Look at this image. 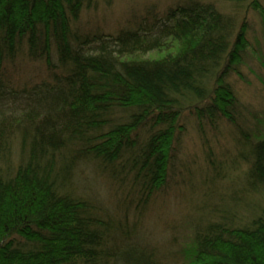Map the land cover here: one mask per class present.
<instances>
[{
    "label": "trees",
    "instance_id": "1",
    "mask_svg": "<svg viewBox=\"0 0 264 264\" xmlns=\"http://www.w3.org/2000/svg\"><path fill=\"white\" fill-rule=\"evenodd\" d=\"M99 1L0 0V264H264V113L244 130L225 80L246 20L186 0L152 27L74 28ZM250 6L264 21L262 3ZM169 43L158 58L137 56ZM18 60L42 62L49 78L21 86L6 72ZM192 110L241 134L250 207L215 211L184 244H150L137 208L167 184Z\"/></svg>",
    "mask_w": 264,
    "mask_h": 264
},
{
    "label": "rangeland",
    "instance_id": "2",
    "mask_svg": "<svg viewBox=\"0 0 264 264\" xmlns=\"http://www.w3.org/2000/svg\"><path fill=\"white\" fill-rule=\"evenodd\" d=\"M214 4L222 12L236 16L239 23L246 20L247 46L242 50V60L227 75L225 80L236 94L239 124L248 131L253 128L254 114L264 113V21L258 10L250 6L252 0L236 4L228 0H204ZM264 7V0H259ZM186 0H100L97 7L84 8L74 28L87 33L100 30L115 35L120 29H141L166 21V12ZM168 46L137 56L144 59L158 58L169 52ZM11 68V69H9ZM7 73L14 74L17 82H40L49 78L51 70L42 62L25 63L18 60L10 65ZM18 83V82H17ZM185 130L181 134L170 169L167 184L154 192L152 200L142 210L144 241L150 244H165L176 239L184 244L190 238L193 225L211 220L215 211L235 210V202L241 205L238 214L250 207L245 199L243 176L246 162L239 156L238 138L241 136L226 120L211 122L207 117L200 120L195 110L184 114ZM100 197L110 204L108 187L98 180ZM261 203L260 197L252 198ZM113 201V200H112ZM132 209L137 203L134 198ZM250 204V205H251ZM135 211V210H134ZM131 211V212H134ZM136 212V211H135ZM141 222V221H140ZM173 264V263H172ZM176 264V263H174Z\"/></svg>",
    "mask_w": 264,
    "mask_h": 264
}]
</instances>
